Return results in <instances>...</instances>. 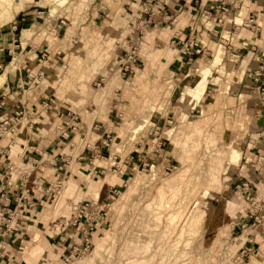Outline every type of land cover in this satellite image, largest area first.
<instances>
[{"label": "crops", "instance_id": "obj_1", "mask_svg": "<svg viewBox=\"0 0 264 264\" xmlns=\"http://www.w3.org/2000/svg\"><path fill=\"white\" fill-rule=\"evenodd\" d=\"M48 1L15 0L16 4H21L20 9L8 24L0 27V70H3L1 75L4 76L0 86V101H5L0 109V118L13 120L15 112L20 109L35 116V119L29 123L31 125L23 124L17 135L0 139V172L4 171L7 159L13 163L21 161L31 164L37 161L39 165L35 174L41 176V184L43 188H46L50 183L59 181L63 177L66 171L64 162L68 161L70 163L69 186L71 184L72 188H75L78 196L89 197L88 200L100 202L103 222L93 230L91 236L93 243L98 230L107 223L105 205L111 188L117 190L123 188L121 185L110 186L105 180L108 175L115 173L124 182L130 175L129 169L121 174L119 168L121 163H117V157H114L115 163L108 166L96 164V161L103 162V160L111 159L105 158L109 148H104L102 145L100 147L98 142L110 126L100 119L89 120L87 117L83 119L78 115L83 110L78 111L70 103L71 97L78 95L66 87V82L63 81L74 76H68L62 71L59 58L51 56L45 59L42 55L48 48L62 52L68 51L73 44H78L76 40L79 39L89 42L91 38H98L99 35L104 39L119 38V41H116L117 47L110 51L108 61L110 66L103 68V72H100V76L106 80L109 75L112 76V71L118 69L120 59L127 49L128 38L133 34L136 35L133 28L143 17L142 4L146 3L156 14V21L150 27L152 33L149 37V41L153 44L151 49L154 50L139 51V64L134 66L132 79L134 80L139 75L138 71L144 67L146 60L155 64L156 77L160 79V76L165 74L170 79L169 81L175 84L170 89L169 103L164 109L166 115L169 117L171 114L172 117L169 118L175 122L183 114L187 115L189 111L195 109L202 112L203 116L201 115L200 118L206 117L209 112H214L223 115L233 113L234 117L239 118L240 121L244 120L246 146L242 154L246 167L239 166L229 173L232 181L229 183L228 190L237 189L243 179L249 183L251 189L246 193L252 195L253 192H258V185L264 183V105H256L253 102V97L258 99L256 97L258 84L252 80L253 70L257 66L253 64L250 71L245 70L240 74L236 70L240 69L239 64L230 62L228 56L236 54L241 57L245 55L247 58L252 53L258 56V50L262 49L263 44L258 46L256 43H262L263 30L259 35V40L258 35L248 30L241 31L238 36H235L233 31L235 26L246 20L250 13L255 12L258 21L264 19L262 0H240V2L236 0H166V5L162 8L156 7L153 4L154 0H86L87 10L82 11L76 8L74 11L75 20L70 26V35L67 29L63 35L60 34V29H58L60 18L55 16L56 12H52L50 7L42 5L43 2ZM223 3L235 5L223 29L218 27L215 19L198 18L200 8ZM42 16L50 19L49 28L52 29L50 33L53 35L50 40L42 34L46 25ZM167 17L174 22L164 21ZM81 18H84L83 22ZM109 20H111L110 23ZM192 30L199 32L201 41L193 49L185 51L181 44L188 40ZM70 36L73 37L70 38ZM175 36L178 39L176 42L181 43L171 46L170 42ZM162 45L165 46L164 50L160 51L162 56L159 52V57L156 47L160 48ZM15 54L19 58L14 67ZM140 63L143 65L141 66ZM27 71L44 72L45 78L42 85L35 87L27 78ZM226 73L232 74V82L229 86L222 87L220 80L222 76L225 77ZM95 79L98 80L97 77ZM95 79H92L90 84L92 88L95 85ZM263 81L264 76L260 79V82ZM115 82L116 80H112L108 87L104 84L102 93H99L100 96L98 95L97 98L99 102L94 105L93 99L92 107L88 106L84 111L94 110V106L96 110L92 112L103 117L104 112L111 109L113 102L117 101L116 94L123 86L120 84L117 87ZM212 92L216 94V99L212 96ZM194 94L200 97L196 99ZM223 98L226 102L228 101L226 103L228 105L222 103ZM46 104L47 107H45ZM116 107L118 104L113 107L117 109L118 114L121 109ZM69 110L72 114H76L78 119L72 120L71 115L66 117ZM45 115L50 121L43 118ZM105 116L104 118L109 119V114ZM115 117L117 118V115ZM52 123L56 124L54 130L51 129ZM111 124L114 125V123ZM72 126H76L77 130L72 131ZM90 133L97 136L96 141L92 142V137H88ZM76 137H80V140L73 142ZM148 156L145 159L150 160ZM50 158L51 161H49ZM260 159L263 162L261 167L256 166V162H260ZM99 180L103 182L99 184ZM2 185L4 183L0 184V189ZM92 186L94 189H91ZM19 194L20 192L15 190L10 198ZM78 196L75 197L76 200ZM31 199L36 203V207L29 213V221L24 223L14 235L7 248L0 249V264H66L62 257L68 254L73 246L82 249V238L71 230L56 236L52 235V231L47 230L52 217V212L48 208L57 207L58 196H46L34 192ZM246 199H248L247 196ZM260 204L264 205V201ZM59 210L64 215H71L68 207L61 205ZM249 222L247 216L244 219L240 218L230 229L231 235L235 231L245 232L244 229ZM247 235L251 236V243L246 244L248 250L245 257L246 262L254 264V261H259L260 264H264V234L260 235V238L257 233ZM38 245L42 249L41 253L32 254Z\"/></svg>", "mask_w": 264, "mask_h": 264}, {"label": "rangeland", "instance_id": "obj_2", "mask_svg": "<svg viewBox=\"0 0 264 264\" xmlns=\"http://www.w3.org/2000/svg\"><path fill=\"white\" fill-rule=\"evenodd\" d=\"M86 2V0H49L46 3L43 2L42 5L44 7L47 5L52 12H56L55 16L60 18L59 22L64 21L65 25L59 30L60 34L63 35L67 29L70 35V26L75 20L74 11L76 8L82 11L87 10ZM15 4L14 0L13 5L16 6ZM5 6L0 0V17ZM12 18V16H9L7 20L1 18L0 27L8 24ZM83 20L84 18H81L82 22ZM262 20L259 23L262 25L263 41L262 43L257 42L258 46L264 44V19ZM44 21L46 25L42 34L50 40L53 36L50 33L52 29L49 28L50 19L44 18ZM151 33V29L145 33L139 51L154 50L151 49L153 44L149 41ZM259 38L258 35V40ZM76 41L78 44H73L71 49L65 52L46 49L43 52L45 59L51 56L59 58L62 71L68 76L75 77L63 81L66 82V87L78 95L71 97L70 102L78 111L83 110L78 115L83 119L86 117L89 120L100 119L110 126L106 131L112 132L113 142L105 158L111 159L103 160V162L96 161V164L108 166L115 163L114 157H117V163H121L120 173L124 174L125 170L129 169L130 175L124 182L115 173L107 176L105 181L108 185H121L123 188L117 190L119 191L118 196L106 202L107 223L98 230L91 253L77 260L75 264H142L137 263L141 260L145 261L143 264H171L169 263L170 256L165 255L163 249L171 235L179 237L175 245L180 244L182 240L185 247L191 250L190 253L184 254L183 252L180 256L186 260L187 264H220L222 261L219 256L224 240L238 237L241 231L243 232V230L240 233L235 231L231 235L230 229L240 218L244 219L247 216L249 219L250 211L255 216L249 219L250 222L244 229L245 234L242 240H245L249 233H257L260 238V235L264 233V226L258 223L254 225V218L260 219L261 217L259 216L262 210L260 202L264 201V183H260L258 192H253L252 195L239 191V189L228 190L229 183L232 181L229 173L239 166L246 167L242 154L246 146L244 120L240 121L239 118L234 117L233 113L223 115L214 112H209L206 117L200 118L202 112L195 109L193 112L189 111L187 115L183 114L175 122L169 118L172 117L171 114L168 117L164 112L165 105L169 103L170 89L175 84L170 82L165 74L158 79L155 64L146 60L144 67L140 69L142 72L138 71L139 75L134 80L133 77L122 79L119 76V67L111 72L112 76L109 75V78L104 80L100 72H103V68L110 66L108 65L110 51L117 47L116 41H119V38L104 39L99 35L98 38H91L89 42L80 39ZM162 46L160 47L162 50L156 47L159 57V52L164 50L165 45ZM250 58L251 54L247 58L245 55L241 57L243 61L240 69H236L240 74L247 70V64H252L249 62ZM15 64L14 62L13 65ZM195 68L198 67L195 66ZM2 72L3 70H0V75ZM224 76L221 77L220 84L222 87H227L232 82V74L226 73ZM96 77L98 80L95 79ZM92 79H95L93 88L90 85ZM101 79L104 82L99 85ZM112 80H116L117 87L120 84L123 86L116 94L117 97L114 95L117 101L113 102L111 109L104 112L105 115L109 114V119L104 118L105 115L100 117L98 113H93L92 111L96 110L94 106V110L84 111L86 107H92L93 99L94 105L99 102L97 98L102 93L104 84L108 87ZM2 82L0 79V86ZM196 96L194 94L196 99L200 97V95ZM212 96L214 99L217 98L213 92ZM253 102L256 105H263L259 98L253 97ZM222 103L226 104L228 101L226 102L223 98ZM117 104L116 108L121 109L118 110V114L117 109L113 108ZM69 115H72L70 110L66 117ZM111 123L114 125L112 126ZM51 127L53 129L56 124L52 123ZM88 137H92V142L97 139V136L92 133ZM79 138L76 137L73 142L79 141ZM104 139L105 135L98 141L100 147ZM158 144H161L158 153H152ZM146 156L150 157V160L145 159ZM126 162L134 163V166H128ZM145 163L148 164L147 167L142 166ZM256 164V166H262L258 161ZM68 180L67 177L65 187L58 195L57 207L48 208L52 212L51 219L60 214L64 215L59 207L61 205L66 207L68 198L75 199L78 196L75 188L69 189ZM99 181V184L103 182ZM243 183L245 181L242 179L239 185ZM79 197L78 201L90 199ZM229 202L234 205L232 209H228ZM253 202L254 205H252ZM191 203L194 208L185 225L181 227L179 220ZM177 205H182L184 210L180 216L177 215L176 219L171 217V222L174 220L176 222L169 225L167 217L169 213H172L173 208L171 207ZM105 237L106 243L102 258L91 263L97 244ZM230 248L235 250L236 247ZM242 264H253V262L245 260ZM254 264L260 263L254 261Z\"/></svg>", "mask_w": 264, "mask_h": 264}, {"label": "built area", "instance_id": "obj_3", "mask_svg": "<svg viewBox=\"0 0 264 264\" xmlns=\"http://www.w3.org/2000/svg\"><path fill=\"white\" fill-rule=\"evenodd\" d=\"M239 1L240 0H236ZM264 2V0H262ZM153 4L162 8L166 5V0H154ZM235 6V5H234ZM234 6L229 3L225 4H210L205 8H200L198 11L199 19H215L217 25L220 29H223L229 21V18L234 10ZM142 14L143 17L138 20L136 26H134L133 30L136 35L128 38L127 49L125 50L124 55L120 59L118 64L119 67V76L122 79L129 78L134 73V66L139 61V48L142 43V39L144 38L145 33L150 29L152 24L156 21V14L152 9L146 4H142ZM43 14V13H41ZM174 22V20L170 18H165L164 21ZM65 25L64 21H60L58 24V29H62ZM250 31L254 35H260L262 31V25L258 21V17L256 13H250L246 20L242 21L239 25H236L233 31L235 36H238L241 31ZM217 34V31H215ZM177 37L175 36L173 40H171L170 45L174 44L179 45L181 42L177 41ZM178 40V39H177ZM201 41V36L199 32L196 30H192L189 34L188 40L184 42L182 45V49L185 51H189L193 49L197 44ZM258 56L255 53H252L250 61L251 65H246L248 71L251 70V66L256 64L257 68L253 70V82L258 84L257 88V96L262 101L264 105V81L260 82V79L264 76V44L262 49L258 50ZM60 55V53H58ZM42 58H45V54L42 55ZM230 62L239 63V67L243 60H241V56L236 54H230L228 56ZM27 78L31 80V82L38 87L42 85L43 80L45 78L44 72L33 73L31 71H27ZM104 82L101 79L99 85ZM5 101H0V109L4 106ZM48 105L46 104L45 107ZM192 110L191 112H193ZM198 112V111H197ZM70 116V115H69ZM50 121L48 117H43ZM72 120L78 119V116L75 114L71 115ZM35 119L34 114L27 112L24 109L17 110L14 115L13 120H7L4 118H0V139L5 136L17 135L19 133L20 128L25 123H31ZM31 125V124H29ZM66 125V124H65ZM54 130V128L52 129ZM72 131L77 130L76 126H72ZM111 131H104L105 139L102 140L101 145L104 148H110L112 146L113 138H111ZM161 144H158L156 149H153L152 153H158V149ZM51 161V158L49 159ZM259 163H263L260 162ZM128 166H134V163L130 164L126 162ZM39 163L37 161L33 163L29 162H21L13 163L11 160L7 159L6 165L4 166V171L0 172V184L4 183L0 189V249L5 250L9 242L13 239L14 235L19 231V229L29 221V213L33 211L36 207V203L32 201L31 196L34 192L42 193L43 195H60L62 190L65 187V181L68 177L69 166L70 163L68 161L64 162V166L66 171L63 177L56 182L50 183L46 188H43L40 178L41 176H37L35 173L37 166ZM143 167H147L148 164L145 163L142 165ZM33 178V179H32ZM32 179V180H31ZM249 183L245 182L242 185L238 186L237 189L239 191H243L244 193L249 191ZM15 190L20 192L19 195H14L10 198L11 193ZM119 195V191L116 188H111L108 198L113 199L114 197ZM252 201V200H250ZM14 205L13 207L11 205ZM182 204V203H179ZM254 205V202L252 203ZM66 207H68L71 211V215H62L60 214L58 217L51 219L47 225V230L52 231V235L56 236L60 233L71 230L73 233L79 234L82 238V249H78L77 246H73L71 251L62 257L63 261L66 264H75L77 260L82 259L83 257L88 256L91 253V249L93 247V243L91 242V236L93 234V230L103 222V215L101 212V206L98 201L93 200H76L73 198H68L66 201ZM261 214L258 217L254 218L255 223L262 224L264 226V205L261 206ZM172 213H169L168 217L176 213L180 216V213L184 210L182 205L172 206ZM194 205L192 203L186 208V211L183 216H181L179 220V225L183 227L189 218ZM174 211V212H173ZM250 213V218L252 219L255 215L252 211ZM177 216V217H178ZM166 218V219H167ZM176 220L173 222V224ZM92 230H89V229ZM170 229V228H169ZM257 230V228H256ZM264 234V233H262ZM244 236V232H241V235L235 238H228L224 240L223 248L220 251V264H242L245 261V257L247 255L246 244L251 243V236L247 235L245 240H242ZM185 237H183L184 239ZM173 239V241H172ZM179 240L178 235L170 236L169 242H166L167 245L163 248L164 254L170 256L169 263L171 264H187L186 260L183 259L181 254H188L191 252L185 245L182 240L181 243L175 245V241ZM165 243V244H166ZM230 247H236L235 250ZM167 248V251H166ZM157 253V251H156ZM178 257H180L178 259Z\"/></svg>", "mask_w": 264, "mask_h": 264}, {"label": "bare ground", "instance_id": "obj_4", "mask_svg": "<svg viewBox=\"0 0 264 264\" xmlns=\"http://www.w3.org/2000/svg\"><path fill=\"white\" fill-rule=\"evenodd\" d=\"M3 3H4V5H6L5 6V8L4 9H2V11H3V13L1 14V17H0V19L1 18H3V19H5V20H7L8 19V17L9 16H14L17 12H18V10L20 9V7H21V5H18V4H15L16 6H14L13 5V1L14 0H1ZM4 7V6H3ZM17 55H15V58H14V62L16 63L17 62ZM14 66V65H13ZM15 67V66H14ZM4 78V76H2L1 77V80ZM96 186V185H95ZM69 187H73L71 184H70V186ZM71 188H69V189H71ZM91 188V187H90ZM91 189H94V187L92 186V188ZM234 207V205H233V203H231V202H229L228 203V209H232ZM173 215L174 216H172V215H170L169 216V218L167 219L168 221V224L170 225L171 223H173L174 221H172L171 222V217H175V219L177 218V215L178 214H176V213H173ZM107 238L109 237V236H106ZM106 237H105V239H103L101 242H99L98 244H97V246H96V248H95V250H94V253H93V260L91 261V263H95L98 259L100 260V258H102V256H103V251L105 250V243H106ZM108 240V239H107ZM41 247H40V245H38L37 247H36V249L35 250H33L32 251V254H34V253H41ZM31 252V251H30ZM103 253V254H102ZM92 257V256H91ZM92 259V258H91ZM137 260V259H136ZM145 262V261H144ZM143 262V260H141V261H137V263H144ZM132 263V262H131ZM128 264V263H127ZM133 264H135V263H133Z\"/></svg>", "mask_w": 264, "mask_h": 264}]
</instances>
